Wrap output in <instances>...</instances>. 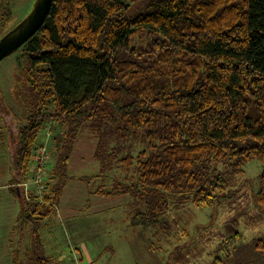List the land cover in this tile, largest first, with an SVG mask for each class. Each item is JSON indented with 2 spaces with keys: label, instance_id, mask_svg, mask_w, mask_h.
<instances>
[{
  "label": "trees",
  "instance_id": "trees-1",
  "mask_svg": "<svg viewBox=\"0 0 264 264\" xmlns=\"http://www.w3.org/2000/svg\"><path fill=\"white\" fill-rule=\"evenodd\" d=\"M11 55L22 65L16 97L26 114L16 136L7 126L12 183L31 180L38 148L56 160L46 202L24 190L27 221L53 213L66 187L60 168L71 145L37 141L50 124L69 127L72 143L89 126L101 174L127 170V181L92 192L130 195L132 227L167 233L173 205L216 207L253 160L262 164L255 200L264 212V0H54L45 24ZM2 119L0 111V140ZM131 140L146 146L124 153ZM32 233V264H50ZM241 237L231 233L212 264L237 251L235 264H264V236L251 242L253 261Z\"/></svg>",
  "mask_w": 264,
  "mask_h": 264
},
{
  "label": "rangeland",
  "instance_id": "rangeland-1",
  "mask_svg": "<svg viewBox=\"0 0 264 264\" xmlns=\"http://www.w3.org/2000/svg\"><path fill=\"white\" fill-rule=\"evenodd\" d=\"M35 2L0 0V38L31 12ZM21 66L17 55H10L0 62L1 125L6 134V138L0 140V186L8 184L4 176L9 171L7 166L14 169L7 126H13L16 136L26 123L24 106L16 97L17 86L22 88L17 81ZM52 126L44 127L37 141L54 146L56 137L59 148L71 145L70 162L60 168V178L66 182L64 194L55 211L43 220L33 218V221H27L21 214L10 226L0 223V264H32L36 258L29 252L33 248L32 231L39 230L41 220L46 224L44 235L48 246L44 253L50 257V264H212L216 250L236 230L242 236L237 243H245L244 251H249L252 261L256 260V254L251 252V242L255 237L264 236V212L255 200L262 171L258 160L249 162L245 172L236 176L234 194L224 198L216 207H197L191 203L173 205L168 213L170 229L167 233L144 230L131 226L135 210L130 195L109 197L92 192L99 187L112 188L115 179L127 181V170L122 166L116 165L107 174H101L95 156L99 142L95 132L85 126L72 143L69 127L60 132L59 127ZM129 144L131 148L124 153L131 150L136 155L146 146L139 140H131ZM47 149L50 155L47 177L52 179L56 160L52 150L50 152L48 146ZM133 173L132 170L129 176L132 177ZM31 179L33 181V170ZM13 186L0 188V209H5L1 210L0 222L10 220L6 209L7 205L12 208L17 185ZM234 219L237 223L231 222ZM3 247L8 251L5 252ZM234 256L225 258V264H235L243 258L239 251Z\"/></svg>",
  "mask_w": 264,
  "mask_h": 264
},
{
  "label": "water",
  "instance_id": "water-1",
  "mask_svg": "<svg viewBox=\"0 0 264 264\" xmlns=\"http://www.w3.org/2000/svg\"><path fill=\"white\" fill-rule=\"evenodd\" d=\"M54 0H36L31 12L0 38V61L17 51L45 24Z\"/></svg>",
  "mask_w": 264,
  "mask_h": 264
},
{
  "label": "built area",
  "instance_id": "built-area-1",
  "mask_svg": "<svg viewBox=\"0 0 264 264\" xmlns=\"http://www.w3.org/2000/svg\"><path fill=\"white\" fill-rule=\"evenodd\" d=\"M50 155L46 146L38 148L33 156V181L24 183L26 196L34 195L37 201H44V195L48 191L47 163ZM45 203V202H44Z\"/></svg>",
  "mask_w": 264,
  "mask_h": 264
},
{
  "label": "crops",
  "instance_id": "crops-1",
  "mask_svg": "<svg viewBox=\"0 0 264 264\" xmlns=\"http://www.w3.org/2000/svg\"><path fill=\"white\" fill-rule=\"evenodd\" d=\"M9 164V162H8ZM7 169H9V171L5 172L4 173V176H6V180L8 182H5V183H8V184H4L2 186H0L1 189H5V188H14L13 185H15L16 183H11L13 182V175H15L17 172H15V169H12L10 165L7 166ZM10 182V183H9ZM16 190H15V197H13L12 199V208H9V206L7 205V209L8 210V214L7 216H10L8 218H10V220H2L0 223H6L7 225H12V221L18 217L19 215H21L22 213V209H23V197H24V188L23 186L21 187V185L19 184V186L17 185V187H15ZM64 194V192H63ZM12 209V212L10 211ZM1 210H5L4 208L3 209H0V213H1ZM47 217V216H46ZM46 217H42L40 219H45ZM41 220V227L39 228V233H40V237H41V240H42V244H43V247H44V251L46 253V249H47V246H48V239L46 237V234L44 235V230H46V224H43ZM4 251H8V248H5L3 247ZM7 249V250H6ZM10 250V249H9ZM10 253V251H9ZM9 255V254H8Z\"/></svg>",
  "mask_w": 264,
  "mask_h": 264
}]
</instances>
